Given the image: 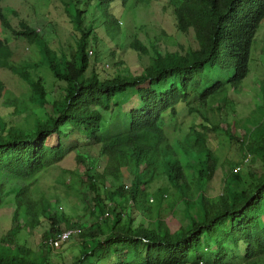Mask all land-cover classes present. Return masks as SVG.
Returning a JSON list of instances; mask_svg holds the SVG:
<instances>
[{
  "label": "trees",
  "instance_id": "obj_1",
  "mask_svg": "<svg viewBox=\"0 0 264 264\" xmlns=\"http://www.w3.org/2000/svg\"><path fill=\"white\" fill-rule=\"evenodd\" d=\"M80 1L64 2L78 36L73 47L59 52L40 42L37 32L24 21L18 30L13 29L0 0L4 33L38 42L39 64L58 83L54 97L48 99L40 78L34 79L26 69L10 63L9 42L0 37V68L17 75L29 90L22 93L27 100L20 103L19 97L10 96L0 77V98L11 108L8 120L28 108L35 113L30 130L13 119L7 123L0 119V204L6 186L17 184L14 217L21 219L22 226L37 225L46 211L42 193L33 185L37 175L63 161L78 145H99L102 176L110 174L118 180L126 169L132 176L128 186L119 184L108 191V203L100 212L110 217L79 232V256L72 264H264V124L251 130L244 143L259 170L245 182L231 169L217 194L207 192L216 173L217 156L202 134L197 133L195 142L203 158L194 173L186 151L175 159L165 158L170 146L164 126L165 118L175 117L177 104L186 103L192 93L205 103L225 88L240 87L249 73L255 34L264 21V0H179L172 8L175 31L179 35L191 32L194 44L155 51L140 72L111 78L101 77L93 68L88 72L90 42L96 40L97 31L101 29L112 39L118 34L110 0H103L102 20L96 15L95 24L86 25L85 14L92 4L84 0L80 5ZM128 47L139 56L148 53L136 38ZM94 59L95 64L98 60ZM206 69L231 72L224 80H212ZM128 89L138 95V106L128 102ZM223 132L233 140L235 124L223 127ZM160 172L184 204L185 223L173 231L160 220L151 225L136 222L137 211L147 209V189ZM86 187L94 191V178H89ZM94 201L95 205L102 201L97 193ZM191 207L195 208L193 214ZM63 231L71 234V230ZM52 237L51 244L59 239ZM0 264L49 263L17 251H0Z\"/></svg>",
  "mask_w": 264,
  "mask_h": 264
},
{
  "label": "rangeland",
  "instance_id": "obj_2",
  "mask_svg": "<svg viewBox=\"0 0 264 264\" xmlns=\"http://www.w3.org/2000/svg\"><path fill=\"white\" fill-rule=\"evenodd\" d=\"M65 1L1 0V6L13 29L18 30L20 21H24L37 32L40 42L44 41L60 52L61 48L73 47L78 36L65 10ZM97 2H100L98 7ZM178 2L126 0L122 4V0H110L109 11L117 18L118 34L114 40L104 36L101 29L97 31L96 40L90 42L92 54L88 72L93 68L101 77L107 78L134 75L150 61L155 51H174L182 45H193L191 32L179 35L175 31L172 8ZM83 3L84 0H81L79 4ZM90 3L92 5L84 18L85 25L95 24L96 15L100 21L103 18V0H90ZM95 6L97 12H94ZM68 12H74L71 6ZM0 37L9 42L12 52L10 63L26 69L34 79L40 78L48 99H52L58 83L50 70L39 64L38 42L28 43L26 39L15 37L11 32L4 33L1 27ZM132 38L143 44L148 51L147 55L139 56L128 47ZM94 56L98 60L95 64ZM205 72L212 80H224L231 71L206 69ZM0 77L9 88L11 97H19L20 103L27 100V96H22V93H28L29 90L17 75L0 68ZM126 95L131 105L140 104L133 89H128ZM10 109L0 98L2 121L7 123L13 119L24 130L32 128L35 117L33 108L26 109L20 115L13 114L8 120ZM231 123L235 124L237 133L233 140L223 132V127ZM260 124H264V21L252 43L249 73L237 90L225 88L205 103L199 102L196 93H192L186 103L177 104L175 117L165 118L164 126L170 146L165 158L172 160L186 151L187 162L195 173L199 160L203 158L195 142L197 133H201L217 156L216 173L207 186V192L220 193L223 179L231 169L245 182L250 181L259 170L258 164L252 162V156L245 152L244 143L248 133ZM103 164L99 145H78L63 161L39 173L33 185L41 191V203L46 206V211L39 216L38 224L33 227L22 226L21 219L14 217L15 195L19 186L8 184L0 204V251H17L49 264H72L79 256V232L94 228L110 217L100 212L103 205L108 203V191L119 184H130L131 171L123 170L118 180H114L110 174L102 176ZM90 177L95 180L94 191L86 187ZM233 181L240 182L236 177H233ZM95 193L102 200L98 205H95ZM147 193V209L137 211L136 222L142 220L144 224L151 225L155 220H160L171 231L185 223L183 201L162 172L151 182ZM194 211V207L189 209L191 214ZM63 230H71L69 239L57 245L51 244L52 236L58 237Z\"/></svg>",
  "mask_w": 264,
  "mask_h": 264
},
{
  "label": "built area",
  "instance_id": "obj_3",
  "mask_svg": "<svg viewBox=\"0 0 264 264\" xmlns=\"http://www.w3.org/2000/svg\"><path fill=\"white\" fill-rule=\"evenodd\" d=\"M70 235V231H63L60 235H59V239L54 241L53 244L57 245L59 242H63L65 241L68 236Z\"/></svg>",
  "mask_w": 264,
  "mask_h": 264
}]
</instances>
